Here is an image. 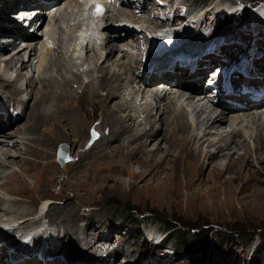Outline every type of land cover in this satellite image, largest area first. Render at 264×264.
<instances>
[{
	"label": "bare ground",
	"instance_id": "1",
	"mask_svg": "<svg viewBox=\"0 0 264 264\" xmlns=\"http://www.w3.org/2000/svg\"><path fill=\"white\" fill-rule=\"evenodd\" d=\"M52 1L50 5L41 0H31L24 3V7L22 8L26 10L37 9L39 5L43 8L45 5H48L49 9L51 6H57L56 10L51 11L50 9L49 12H51L52 19L50 21L48 20V23V14L44 13V11L39 14V17L36 19L38 28L34 34H30L21 28V24L16 16L13 15V21L10 19L11 17L9 15L16 12L12 11L14 3L10 0H0V38L6 37L3 40L0 39V63H4V67L0 69V96L3 99H0V109L2 110L0 111V120L2 122L0 126V171L8 172L14 163L21 162L23 159L26 161L38 160V156L33 157L32 149L36 148L34 144L41 137L38 138L39 140L28 138L30 136H26L31 134L28 131L34 129L39 134V128L42 125L49 124L50 120H52L57 124H66L61 129H57L58 134L65 138L61 131L67 126L71 127V119L68 118V113L61 119L57 114V110H61L59 105H72V93L77 84L80 86H88L89 90L92 88L93 95L96 97L95 99L100 100L98 103L101 107L107 109L108 115L110 116L109 118H103L102 116L100 120H97V116L99 115L98 113L94 114L92 111L93 106L87 103L81 104V110L84 111L85 116L88 115L89 117V122L82 123L83 126L81 128L85 141L92 144L88 148V151L91 150L94 153V151L108 148L104 152H107L106 155L109 152L110 157L111 155L114 156L124 153V151L120 150L133 149L131 153L127 152L128 154L140 150V155L132 161L134 162L133 165L135 167L138 166L142 172L136 173L133 171L134 166H132L129 173L135 179L140 178L141 182H165L166 184L174 185L170 178L162 181L160 177L166 170V165L172 164L171 158L177 153L176 151L180 153L181 150L183 152L182 154L185 155V162H188L187 156L195 154V162L202 164V166L199 165L200 169H206L208 167L211 172L216 171L219 175L230 171L231 168H234L236 171L238 168L245 169V173L253 171L252 167H255V163L250 162V164H246L243 159L247 155L254 154L253 151L256 154L255 161L258 160L260 155H264V147L262 148V142L264 143V96L262 99L255 98L249 100L245 103V109L242 110V107L240 108L227 99L226 96L230 95L226 94L221 96L220 92H213L217 88L224 90L226 87L225 81L219 79L224 62L219 63L216 57H212L208 65L203 67L199 73H197L198 71L188 72L186 70L182 73H175L172 77L166 74L159 77L156 75L148 76L146 68L148 65L147 60L150 56L155 55V52L148 54V49L153 40L166 39L168 43H171L177 38L178 42L181 40L182 44H193L191 41L192 37H189L188 41H186V38L178 37V34L181 32V27L176 30H164V32L162 31L163 33L157 28L153 33H150L148 29L153 25H157L154 23V20L159 12L154 7L149 8L151 0L141 1L138 5H141V12H138V7H134L133 4L127 3L124 5L120 3L116 11L111 10L112 13H115V16L113 15L114 17H111L109 13L105 17V20L96 16L89 18L84 11L81 0ZM217 6H215L216 10H224V12L228 10L226 7ZM116 8L117 6L115 5ZM61 19L65 21V25L60 23ZM127 19L137 20L143 24H148L149 27H143L139 30L129 29L126 26ZM112 22H119L116 31H114L115 26ZM113 32H117V34L114 36ZM143 33L145 35L141 37ZM126 36L130 37V39L124 40ZM144 39H148L149 41L147 47H142V45H146ZM122 43L127 45L126 48L121 50L123 52V59L115 60L116 50L120 48V44ZM171 45L175 44L171 43ZM202 46H206L204 42ZM224 48H228L232 52L234 45L230 44ZM8 52L11 53V56L7 54ZM129 55L131 56L130 60L132 56L135 57L133 62L129 61L127 64L126 62L129 59L126 61L124 59ZM232 55H230V59L237 58V53L233 57ZM2 56L6 57L4 61L1 59ZM260 59L263 60V57ZM34 60L38 61L36 68L38 73L35 76L32 73ZM86 63L90 64L88 68L81 70L80 66ZM159 64L165 66L168 63L167 61H161ZM257 65L264 68V64L261 61L257 62ZM96 71L101 74L102 79V82L100 81L101 86L98 88H95L93 84L95 81L94 72ZM83 73L88 74L90 77L87 82L82 81ZM129 73L132 74V77L129 76L127 78L126 76ZM176 77L177 81L175 82ZM139 79H143V88L137 87L134 83ZM164 79L170 80L173 83L169 84L168 82L164 88L160 89L156 85L163 82ZM207 79L210 80L209 83H207ZM123 81H125V87ZM204 82L207 83L205 90H203L202 86ZM223 82L224 86H222ZM206 90L209 93H206L202 98L205 102L209 100L210 108L207 107L208 109L201 102H195L192 96L193 93L201 94L200 92H206ZM49 94H51V97ZM140 95L141 99L144 100L141 103H137ZM26 96H28L27 99ZM69 99L72 101L70 102ZM43 107L46 108L44 109ZM94 107H96L95 111L97 112L98 104H94ZM15 109L22 110L16 117H13V111ZM241 111H247V113H243V117L237 116ZM5 114L8 116L6 121L4 119ZM170 114H176L173 121L174 129L184 131L183 138H178L179 136L176 137L173 135V151L168 148L169 146L164 149L162 146L163 143L160 140V138H164V135H166L163 121H166L167 118L165 117ZM21 117L25 119V122L17 130V134L19 135L9 133V127L11 125L16 127ZM77 117L79 116L77 115ZM198 117L199 119L196 121ZM60 120H63V122ZM25 123L28 125L26 126ZM126 123H128V127H121ZM103 124L108 125L107 127L110 128V133L107 136L103 134ZM69 131V135L76 136V131L73 132L72 128ZM248 137L253 138L254 143H257L259 147L258 149H251L249 144L246 146L249 142ZM184 138H187V140L185 141ZM92 140L94 141L91 142ZM159 140L161 144H159ZM74 141L76 143V139ZM32 142L35 143L32 144ZM156 142L159 145H155ZM185 142L187 144L189 143V146ZM232 147L234 149L236 148V150ZM185 148L187 149L185 150ZM239 148L244 149V153L239 155L237 153ZM82 150L85 149L82 148ZM223 151H229V153L225 154ZM82 153L77 154L78 158L76 160L72 159L71 164L75 161L77 165H80L84 158ZM235 153L239 156L237 161L240 164L234 161L236 158ZM251 161H253V158ZM224 164L226 165L223 168ZM194 166L193 164L188 166L190 168L187 170L182 167V161L176 165L178 171L183 175H188V181L185 183L189 188H192L195 184L199 186L204 184V182L199 180L197 175L193 176L191 174L194 173ZM72 172V170L68 169L65 172V178L72 174ZM9 175L4 176V179L9 178ZM203 175L201 176L203 177ZM5 182H10V179H7ZM3 185L0 184V187L2 188ZM2 189H4L3 191H7V194H10L5 188ZM0 198L2 197L0 196ZM8 200H5V205L11 206L12 202ZM58 207H61V205L59 204ZM65 207L67 209L66 216L71 217L72 214L75 216L76 213H72L77 207L74 203L68 202ZM8 208L6 207L4 209L6 210ZM9 212L8 210L5 214ZM5 214L3 218L6 221L20 219L19 224L21 226L14 225V228L7 232L2 231V226L5 221L0 223V232L8 234L10 240L18 239L16 233L22 231V227L37 222V220L27 221L26 218H23L22 215H17L16 212H13L8 218L5 217ZM72 219L61 220L59 223L58 221H53V224H60L63 227L61 232L63 234L65 233L66 236L68 232L65 229H70L68 226L72 225L71 223L74 221ZM76 230L75 233L77 232ZM75 233H71L70 231V237L67 238L69 243L66 242L67 239H65L64 243L60 233H57L55 236L56 239H53V236H49L46 241H61L65 246L63 249L62 246L59 247L58 244H55L54 253L61 251L65 256L69 254V256L72 255L74 258L79 256L80 259H88L94 262L100 260L104 264H114L112 263L114 261L112 258H109L108 262L103 261L105 260L103 255L97 256L98 258L96 259H92L90 256H86V254L82 255V252L73 255L78 250L74 242L76 243L77 241L76 246L80 244V238H77ZM75 236L76 241H74ZM35 243L46 244L45 241L41 240H37ZM12 245L15 246L16 243H12ZM47 251H51V248ZM18 252L19 250L14 249L13 251L6 252V254L8 257L14 258ZM70 252L73 254H70ZM1 256L2 252H0ZM60 257L63 256L60 254ZM60 257H55L54 260L59 261ZM28 260L33 261L34 264H54L53 259L46 258L44 261L36 255L21 259H9L10 262L7 264H28Z\"/></svg>",
	"mask_w": 264,
	"mask_h": 264
},
{
	"label": "rangeland",
	"instance_id": "2",
	"mask_svg": "<svg viewBox=\"0 0 264 264\" xmlns=\"http://www.w3.org/2000/svg\"><path fill=\"white\" fill-rule=\"evenodd\" d=\"M255 1L257 0H210L207 6L212 5L214 8L210 9L207 14L212 13L217 5V7H226L228 10L230 8L240 9V6L249 7L254 5ZM258 1L257 5L250 7V19L252 20V24L257 23L263 25L264 0ZM150 3L151 5L149 8L154 7L159 10L156 19L154 20V23L157 25L155 26L151 24L153 25L151 26L152 28L150 27V29H148L150 30V33H153L157 28L159 31L164 32V30L177 29L184 26L188 29V34L190 35L186 34V29L184 27H181V32L178 34L179 38H186V41H188V38L192 37L191 34L195 36L203 35V42L205 43L208 41L216 42L218 39L215 37L223 36L224 38H228V40H233L235 42L236 46L233 44V50H240L241 46H245L252 40V35L248 34L246 27L236 25L237 20L235 17L237 19L244 17L241 10H237L233 15L224 17V22H221V20L217 21L213 17L208 19V16L205 20L202 7L196 9L186 0H151ZM133 6L138 7V12H141V5L136 6L133 4ZM13 14L11 13L9 15L12 21L14 19ZM113 15L115 16V13L110 14L111 17H114ZM166 15L168 16L166 17ZM112 23L115 26L114 31H116L119 22ZM144 26L147 27L146 25ZM113 33L114 36L117 34V32ZM123 35L125 36V34ZM144 35V33L141 34V37H144ZM262 36L263 37H259V41L262 39L260 45L263 50L264 31H262ZM4 38L6 37L0 39L3 40ZM129 39L130 37L128 36L124 37V40ZM144 41L146 45H142V47H147L149 41L148 39H144ZM171 43L176 45L182 42L181 40L178 42V39L176 38ZM230 44L232 43L225 42L221 45V48L224 49V47L229 46ZM122 49V46H120V48L116 50L114 56L115 60L123 59V54L120 55ZM56 53L58 52L56 51ZM219 53L217 59L220 61L225 60L227 53L224 51H220ZM3 54L6 55L5 53ZM7 54H10L11 56V53L8 52ZM5 58V56L1 57L3 61ZM127 59L128 58L125 57L124 61ZM131 60V62H133L134 58H131ZM129 61L130 60L126 63L128 64ZM33 62L35 65L38 63L37 60H34ZM3 64V62L0 63V69L4 67ZM85 65L89 66L90 64L86 63ZM85 65L80 66V69ZM137 65L139 66L138 63ZM94 73L95 81L93 84L95 88H98L101 86L102 82L101 74L98 71ZM35 75H37V72L34 76ZM129 76L132 77V74L129 73L126 77L128 78ZM89 78L88 74H82L83 82H87ZM176 81L177 77L175 78V82ZM134 83L137 87L142 88V80L139 79ZM123 85L125 87V81H123ZM100 92L104 93L103 91ZM93 94L92 88L89 90L88 86H80L77 84L72 93L73 102L69 99L72 105H59L61 107L60 111L57 110L59 117L62 119L63 116L68 113V118L71 119V127L67 126L61 131L65 138L58 134L57 129H61L66 124H57L52 120H50L49 124L42 125V127L39 128V134H37L34 129L28 131V133H31L26 136H30L28 138L39 140L38 138L41 137L39 141H36L37 143L32 142V144L35 143L34 145L36 147L32 149L33 157L38 156V160L26 161L23 159L21 162L14 163L8 172L0 171V184H4L2 188H5L9 191L8 193H10L7 194V191H3L4 189L0 187V196L4 199L0 198V223L6 221L3 217L8 210L10 212L5 214L6 218H8V216L10 217L13 212H16L17 215H22L27 221L38 220L39 218L37 219L35 216V213L38 211L37 204L44 199V207L47 202H49V205L48 209L43 213L44 215L40 217H43V220L39 224L48 223L49 226L56 228L54 230L61 232L63 227H61L60 224H53V221H58L59 223L61 220H68L69 218L72 219L77 217L75 218L76 220L72 219L74 221L71 223V226L67 225L70 227L68 230H70L71 233H75V229H77L75 235L77 238H80V244L77 246L76 236L74 238V241H76L74 244L78 250H76V253L74 254L70 252V254L73 255L82 252V255L86 254V256H90L92 259H96L98 258L97 256L103 255L105 259L103 260L102 257L103 261L108 262L109 258H112L114 261L111 262L114 264H124L126 259L127 263H129L135 257H138L139 264H144L146 257H152L154 259L152 260L151 258L148 264H254L252 259H250L251 251H244L245 253L239 251L237 253V251L234 250L232 252L227 247L219 248L218 240L221 239L220 235L223 233L233 235L236 234V231H258L259 234L257 237L264 238V155L262 156L259 154L260 156L258 155V160L255 161L256 154L253 151L254 154L250 156L247 155L246 158L243 159L246 164H250V162L255 163L254 165L257 168H252L256 173L249 171L248 173L246 172V175L245 169L238 168L236 171L234 168H231L230 171H225L226 173L219 175L216 171L211 172L208 167L206 169H200L199 167L202 166V164L195 162V154L187 156L188 162H185V155L182 154V150L180 153L179 151H176L177 153L171 158L172 164L166 165V170L160 177L162 181L170 178L174 185H170L169 183L166 184L165 182H141L140 178L135 179L131 177L129 173L131 167L134 166L132 160L140 155V150H136L132 154H128L127 152L131 153L133 149L120 150L124 151V153L116 154L114 156L111 155L110 157L109 152L108 155H106L107 152H104L108 148L94 151V153L91 150L88 151V148H90L92 144H88L87 141H85V137L82 136L81 128L83 126L82 123L89 122V117L88 115L85 116L84 111L81 110V104L87 103L88 105L93 106L92 111L94 114L98 113L99 115L97 116V120H100L102 116L103 118L110 117L107 109L101 107L98 103L100 100L95 99L96 97H94ZM49 96L51 97V94H49ZM49 96L48 98H50ZM94 104H98L99 106L97 112L95 111L96 107H94ZM203 105L205 106V104ZM207 107L210 108L209 106H206V108ZM43 108L45 109L46 107ZM242 113H247V111H241L237 116L243 117ZM77 115L79 117H77ZM23 117L25 118V116ZM23 117H21L19 123L16 124V127H13V125L9 127V133L14 135L16 133V135H19L17 134V130L22 127V123L25 122ZM175 117L176 114H170L165 117L167 120L163 121V124L165 126L166 135H164V138H160L163 143V148L165 149L169 146L168 148H170L171 151H173V135L176 137L179 136L178 138L184 137L183 130H175L173 127ZM198 119L199 117L196 118V121H198ZM60 121L63 122V120ZM1 124L2 122L0 120V126ZM25 124L26 126L28 125L27 123ZM127 124L128 123L121 127H128ZM107 126L108 125L103 124L102 128L105 136L110 133V128ZM70 128H72L73 132L76 131V136L69 135ZM75 139L76 143L74 141ZM160 140L159 144H161ZM184 140L186 141L187 138H184ZM93 141L94 140L91 142ZM248 141L249 142L246 146L249 144L250 148L253 150L259 148L257 143H254L253 138L248 137ZM63 143H68L72 155V157L70 155L64 166L60 164L57 158L58 148L60 150ZM185 143L189 146V143ZM156 144L159 145L157 142L155 145ZM263 147L264 143L262 142V148ZM82 148L85 150H82ZM186 149L187 148H185V150ZM234 150H236V148ZM81 153L84 157L82 163L77 165L74 161V163L71 164L72 159L76 160ZM223 153L226 154L229 153V151H223ZM237 153H239V155L244 153V149L239 148ZM237 153H235L236 158L234 161L240 164V162L237 161V158L239 157ZM252 158L253 161H251ZM248 159L251 160L248 161ZM174 160L177 162H173ZM180 161H182V167L187 170L190 168L188 166H191L192 164L193 166L195 165L194 170L191 169L194 173L191 174L193 176L197 175L199 180L204 182L202 185L203 187L195 184L192 189L186 185L185 182L188 181V175H183L176 167L177 163ZM225 165L226 164L223 165V168ZM68 169L73 172L65 178V172ZM133 171L136 173L142 172L138 166H134ZM6 175H9V178L4 179V176ZM201 175H203V177ZM7 179H10V182H5ZM6 196L10 197L8 198L9 200L5 199ZM5 200L12 202L11 206H6ZM68 202L74 203L77 206L72 212L76 213L75 216L72 214L73 217L66 216L67 209L65 206ZM59 204L61 207H58ZM126 206L133 208L139 212L141 216L152 210L155 212L156 216L161 219H176L181 224L182 228H185L186 232L194 233L198 238L200 236L203 237L206 233V247L204 250H194L199 248V245L202 242L198 243V240H188L185 244L187 249L186 252L192 251L190 252L191 254L183 253L172 256V245L168 247L169 249L155 248L154 252L151 251L153 247L150 246L146 255L142 257V252L147 248V238L150 236L147 232V228L150 227L154 231L160 230L162 233L167 230L163 225L156 221V218H154L155 221L150 219L143 224V227L141 228L142 235L138 234V226L134 223H128L122 227L120 222L118 223L120 219L119 217H116V220H114L115 222L113 223H111V220L110 223L107 222L109 221V218H111L112 213L115 215L117 212H123ZM6 207L9 208L5 210L4 208ZM52 218L54 219L52 220ZM65 230L68 232L66 233V236L65 233L63 234L61 232V239L64 240V243L65 239L70 237V231L67 229ZM68 241L69 240L67 239L66 242ZM225 245L227 246V244ZM98 262H100V260H98ZM260 264H264V261H261Z\"/></svg>",
	"mask_w": 264,
	"mask_h": 264
},
{
	"label": "trees",
	"instance_id": "3",
	"mask_svg": "<svg viewBox=\"0 0 264 264\" xmlns=\"http://www.w3.org/2000/svg\"><path fill=\"white\" fill-rule=\"evenodd\" d=\"M190 2H192L193 4H201L204 5L206 3H208L210 0H189ZM258 0L254 2V5L258 4ZM243 14H244V22L243 24H245L246 26H250L251 25V15H250V8L249 7H245L243 9ZM117 202V201H114ZM116 217H119V221L120 225L123 227L128 223H134L138 226V234L142 235L143 233L141 232V228L143 227V224L145 222H147L148 220H153L155 221L154 218H156V221L159 222L161 225H163V227L167 230L166 231V235L165 238L162 242V244L160 245L162 248H168L170 245H172V250L174 255H180L183 253L186 254H191L190 252L192 251H187L186 252V246L185 244L191 240H198V243L202 242L199 245V248L194 249V250H204V248L206 247V233L202 236H200L199 238L197 237V235H195L194 233H190V232H186L185 228H182L181 224L173 218H160L157 217L154 211H149L146 214H143V216L140 215L139 212H137L136 210H134L133 208L127 207L124 208L123 212H117L115 215H113V213L111 214V218H109V221H107L108 223L115 222L114 220H116ZM113 219V221H112ZM258 231H246V232H237L236 234H228V233H223L222 235H220V238L218 240V246H220L219 248H229L232 252L235 250L237 251V253L240 251H251L250 253V259H252V261L254 262V264H260L261 261H264V238L261 237H257L258 235ZM198 238V239H197ZM230 243V244H228ZM227 244V246L225 245ZM193 250V249H192ZM189 252V253H188ZM244 252V253H245Z\"/></svg>",
	"mask_w": 264,
	"mask_h": 264
},
{
	"label": "water",
	"instance_id": "4",
	"mask_svg": "<svg viewBox=\"0 0 264 264\" xmlns=\"http://www.w3.org/2000/svg\"><path fill=\"white\" fill-rule=\"evenodd\" d=\"M70 154V146L68 143H63L62 148L59 150L58 158L60 159L61 163L64 165L66 162L67 157Z\"/></svg>",
	"mask_w": 264,
	"mask_h": 264
},
{
	"label": "snow or ice",
	"instance_id": "5",
	"mask_svg": "<svg viewBox=\"0 0 264 264\" xmlns=\"http://www.w3.org/2000/svg\"><path fill=\"white\" fill-rule=\"evenodd\" d=\"M97 9H98V13L97 14H100V12H99V6L97 5Z\"/></svg>",
	"mask_w": 264,
	"mask_h": 264
}]
</instances>
